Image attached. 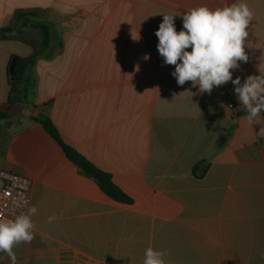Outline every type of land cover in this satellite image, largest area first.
I'll return each mask as SVG.
<instances>
[{
	"label": "crops",
	"instance_id": "crops-1",
	"mask_svg": "<svg viewBox=\"0 0 264 264\" xmlns=\"http://www.w3.org/2000/svg\"><path fill=\"white\" fill-rule=\"evenodd\" d=\"M233 2L0 0V29L12 27L0 40V108L11 58L37 56L0 122V168L32 179L38 209L35 239L14 248L17 264H142L148 247L167 251V264H264V112L260 124L239 116L231 82L210 95L179 86L155 35L163 15L180 31L189 9ZM244 2L255 16L249 60L233 70L241 83L264 74V0ZM19 12L28 15L16 21ZM40 114L133 203L82 174L35 121ZM0 264H10L4 253Z\"/></svg>",
	"mask_w": 264,
	"mask_h": 264
},
{
	"label": "clouds",
	"instance_id": "clouds-1",
	"mask_svg": "<svg viewBox=\"0 0 264 264\" xmlns=\"http://www.w3.org/2000/svg\"><path fill=\"white\" fill-rule=\"evenodd\" d=\"M254 16V10L244 0H236L215 9L207 6L189 9L182 16L180 31L175 27V16L163 15L155 32L158 52L166 65L174 66L172 76L179 86L191 82L193 87L198 86L200 94L210 95L215 87L231 82L239 104L247 113L244 119L249 125L261 123L264 74L249 75L241 83L240 77L233 79V70L239 68V62L249 60L245 45L249 35L247 29ZM257 135L264 138V126ZM37 213L38 209L32 206L12 219H0V253L6 254L10 264H17L14 248L35 239L32 217ZM56 219L50 216L48 222ZM168 255L167 251L148 247L142 264H167L165 257Z\"/></svg>",
	"mask_w": 264,
	"mask_h": 264
},
{
	"label": "trees",
	"instance_id": "trees-1",
	"mask_svg": "<svg viewBox=\"0 0 264 264\" xmlns=\"http://www.w3.org/2000/svg\"><path fill=\"white\" fill-rule=\"evenodd\" d=\"M27 15H28L27 12L17 13L16 21H20L23 17ZM11 31H12V27L0 29V40L7 39V33ZM45 39H47L46 35H45ZM47 44H48V41L46 40L45 45ZM36 58H37L36 55L28 57V58H21L17 56H13L11 58L10 64L13 59L17 60L16 69H15V72H16L15 81H9V84H10L9 100H8V104L6 107L0 108V122L9 115L11 102L13 99L17 97L20 91V88L24 87L26 89V87H28L30 83V76L26 73V71L29 67L35 64ZM25 98H26V93L22 99H25ZM237 111H238L239 116L246 113L244 109L240 108V106L238 107ZM34 119L44 128V130L51 137H53V139L57 142V144L61 147V149L65 153L66 157L80 169L81 173L86 175L87 177L94 179L106 195H108L115 201L123 203V204L133 203V199L129 197L126 193H124L114 183L111 174L98 169L95 165H93L90 161H88L84 156L79 154L77 151H75L72 147H70L68 144H66L63 141V139L61 138L59 134L57 127L54 125V123L51 121L49 117H47L46 115L40 114L36 116ZM221 148H222V144L219 146V149ZM212 159L205 163L207 164L211 163ZM201 165L202 164H198L194 168V173L197 176H201V174L198 173V169Z\"/></svg>",
	"mask_w": 264,
	"mask_h": 264
},
{
	"label": "built area",
	"instance_id": "built-area-1",
	"mask_svg": "<svg viewBox=\"0 0 264 264\" xmlns=\"http://www.w3.org/2000/svg\"><path fill=\"white\" fill-rule=\"evenodd\" d=\"M228 101L237 110V96L232 92ZM33 181L31 178L0 168V219H12L25 213L32 204ZM79 264H113L109 261H85Z\"/></svg>",
	"mask_w": 264,
	"mask_h": 264
},
{
	"label": "water",
	"instance_id": "water-1",
	"mask_svg": "<svg viewBox=\"0 0 264 264\" xmlns=\"http://www.w3.org/2000/svg\"><path fill=\"white\" fill-rule=\"evenodd\" d=\"M16 64H17V60L16 59H13L12 62H11V64H10V66H9V78H10V81H15Z\"/></svg>",
	"mask_w": 264,
	"mask_h": 264
}]
</instances>
